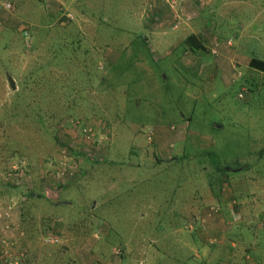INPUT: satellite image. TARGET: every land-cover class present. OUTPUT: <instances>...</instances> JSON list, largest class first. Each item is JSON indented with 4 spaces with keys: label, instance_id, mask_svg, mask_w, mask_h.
I'll return each mask as SVG.
<instances>
[{
    "label": "rangeland",
    "instance_id": "obj_1",
    "mask_svg": "<svg viewBox=\"0 0 264 264\" xmlns=\"http://www.w3.org/2000/svg\"><path fill=\"white\" fill-rule=\"evenodd\" d=\"M189 1L201 14L155 0L175 20L153 0H0V200L34 215L45 264H85L94 232L92 257L210 264L184 217L229 206L264 233V73L247 66L264 61V0Z\"/></svg>",
    "mask_w": 264,
    "mask_h": 264
},
{
    "label": "crops",
    "instance_id": "obj_2",
    "mask_svg": "<svg viewBox=\"0 0 264 264\" xmlns=\"http://www.w3.org/2000/svg\"><path fill=\"white\" fill-rule=\"evenodd\" d=\"M153 1L160 9L163 5V10L170 16H174L175 20L179 16L178 13L183 15L182 11L179 9L172 10L170 6L161 4V2L156 3L155 0ZM205 1L207 4L210 0ZM181 3V9L183 11H188L190 7H193L199 14L202 12V10L193 5L189 0H182ZM205 26L210 25L205 24ZM205 26L201 28V33L196 36L200 38L203 45L206 47L207 42H210V40H207V34L211 36V38L212 34L210 31L208 32L205 30ZM249 26L250 25L247 24V27L245 25L240 28L248 37L252 36L251 33L249 34L246 30ZM34 194L39 195L38 192H34ZM223 199L224 198H222V200ZM1 200L0 264H4L2 253H7L8 257H10L9 261L12 263L15 262V264H45L41 251L39 249L37 250V248H30V244L37 241L36 236L40 235L41 228L35 231V235L30 236V232L24 229L22 213L19 209H16V207L14 208V204H11L4 196L1 197ZM22 206L24 208V205ZM229 208L227 212L223 211V209H211V214H209L208 211L201 210L200 213L195 211V214L192 212L190 216L185 217L187 226L191 228L195 234V236H193L194 245L190 247V252H193V257L202 262H208L210 260V264H264V233L258 238L259 236L255 235L254 231H247V226L249 224L247 220L249 218H242L240 215L241 211H239L238 207L229 206ZM5 212L7 214L3 216ZM204 212L206 214L208 213V216L203 215ZM262 220H264V216H262ZM262 222L264 223V221ZM56 223L57 227L54 228V233H58L60 225L58 221H56ZM56 223H54V227ZM39 225L40 224H37V228H39ZM262 225L263 224H261L259 228H264V225ZM94 233L88 237L82 238L78 243V247L73 251L74 262L76 263L84 260L85 264H95L96 262L100 264H105V262H107L106 264H118L119 262L115 261L112 257L108 259L107 257L96 258L91 256L90 249L97 243V240L94 239ZM65 234H67L69 238V231L65 232ZM249 234H251V238ZM37 237L39 238L40 236ZM74 240L75 238L67 239L66 236L63 242L65 245H68ZM89 244L90 246H88ZM103 246L104 245H102V248ZM76 252L78 253L77 256L75 255ZM59 255L58 253V256ZM47 257L50 258V256ZM83 257H85V259H83ZM46 264L55 263L47 261Z\"/></svg>",
    "mask_w": 264,
    "mask_h": 264
},
{
    "label": "trees",
    "instance_id": "obj_3",
    "mask_svg": "<svg viewBox=\"0 0 264 264\" xmlns=\"http://www.w3.org/2000/svg\"><path fill=\"white\" fill-rule=\"evenodd\" d=\"M184 44L187 46V49L192 52V53H197V52H206V48L205 46L203 45V42L200 40V38H198L196 35L194 34H191L189 35L186 39H185V42ZM248 68L251 69V70H254V71H257V72H260V73H264V61L258 59V58H254L252 57L250 60H249V63H248ZM39 195H35L34 193L31 192V194L28 196L29 198H31L32 200L30 201H35L37 198H39L42 194V192H39L38 193ZM217 196V194H215V197ZM21 213H22V222L24 224V229H26V231L30 232V236L32 235H35V231H38L40 228H37V225L35 224L34 222V215H29L28 216V220H26L27 222V225L25 224V213L26 211L24 210L23 206L21 205ZM24 211V213L22 212ZM185 218V217H184ZM41 223V222H40ZM57 227V223L54 226L52 225H49L48 228H47V232L48 231H52L54 232V228ZM61 228H62V225L60 224L59 225V229H58V233L57 234H62V231H61ZM41 231H42V228H41ZM67 232V231H65ZM56 234V233H55ZM38 236V235H37ZM36 236V238H37ZM63 236V235H62ZM125 243H118V246L119 247H122V256L125 255L127 257V254L125 253V247H124Z\"/></svg>",
    "mask_w": 264,
    "mask_h": 264
},
{
    "label": "built area",
    "instance_id": "obj_4",
    "mask_svg": "<svg viewBox=\"0 0 264 264\" xmlns=\"http://www.w3.org/2000/svg\"><path fill=\"white\" fill-rule=\"evenodd\" d=\"M241 97V96H239ZM0 204H2L1 200H0ZM1 206V205H0ZM0 219H1V215H0ZM59 242V239L56 237H47L45 239V243L49 244V245H53V244H57ZM2 256L4 258V264H15L14 262H10L9 259L10 257H8L7 253H2Z\"/></svg>",
    "mask_w": 264,
    "mask_h": 264
},
{
    "label": "water",
    "instance_id": "obj_5",
    "mask_svg": "<svg viewBox=\"0 0 264 264\" xmlns=\"http://www.w3.org/2000/svg\"><path fill=\"white\" fill-rule=\"evenodd\" d=\"M8 84H9L10 88H11L12 90H14V84H13L12 79L8 78Z\"/></svg>",
    "mask_w": 264,
    "mask_h": 264
}]
</instances>
